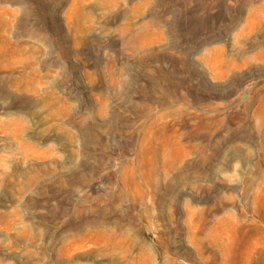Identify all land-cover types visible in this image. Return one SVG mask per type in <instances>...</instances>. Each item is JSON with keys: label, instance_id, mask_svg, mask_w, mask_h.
Returning a JSON list of instances; mask_svg holds the SVG:
<instances>
[{"label": "rangeland", "instance_id": "374dc122", "mask_svg": "<svg viewBox=\"0 0 264 264\" xmlns=\"http://www.w3.org/2000/svg\"><path fill=\"white\" fill-rule=\"evenodd\" d=\"M0 264H264V0H0Z\"/></svg>", "mask_w": 264, "mask_h": 264}]
</instances>
